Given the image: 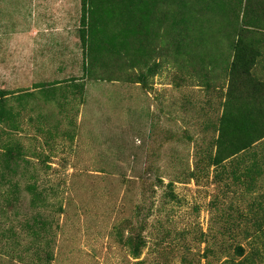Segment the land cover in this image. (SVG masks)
<instances>
[{
  "label": "rangeland",
  "instance_id": "obj_1",
  "mask_svg": "<svg viewBox=\"0 0 264 264\" xmlns=\"http://www.w3.org/2000/svg\"><path fill=\"white\" fill-rule=\"evenodd\" d=\"M0 1V264H264V136L215 162L239 27L264 82V12Z\"/></svg>",
  "mask_w": 264,
  "mask_h": 264
},
{
  "label": "trees",
  "instance_id": "obj_2",
  "mask_svg": "<svg viewBox=\"0 0 264 264\" xmlns=\"http://www.w3.org/2000/svg\"><path fill=\"white\" fill-rule=\"evenodd\" d=\"M188 3L189 5L186 7L188 10L187 20L194 25L196 24V20L193 19L195 12L191 8L197 7V11L209 12L208 7H211L209 13H215L213 6L216 9L222 6V9L227 7L224 0H189ZM226 4H232L231 9L234 21H230L231 24L239 20L241 13L245 18L244 24H247L250 20L253 23L252 25H257L259 24L258 17L261 16L259 12H264V0H246L243 6L242 0H229ZM197 17H202V15ZM212 20L213 18L208 19V28L211 29ZM238 23L239 21L235 25L239 27ZM173 25L177 26L178 23ZM234 28L235 26L233 30ZM204 29L207 30V28ZM204 29L199 27L197 30L201 39L208 37V32H205ZM238 30L241 31L238 33L239 37L231 45L234 53L230 65L231 75L228 98L224 105V113L219 121L216 163H219L228 154L237 152L264 136V82L253 80L249 73L250 66L259 58V49L250 40L249 35H245L248 32H252V30H244L243 27H239ZM241 79L246 88L244 92L238 87V81ZM227 138L230 139L228 141L229 144L226 143ZM238 250L242 249L238 247ZM46 259L48 260V257Z\"/></svg>",
  "mask_w": 264,
  "mask_h": 264
},
{
  "label": "crops",
  "instance_id": "obj_3",
  "mask_svg": "<svg viewBox=\"0 0 264 264\" xmlns=\"http://www.w3.org/2000/svg\"><path fill=\"white\" fill-rule=\"evenodd\" d=\"M0 2H1V1H0ZM23 2H25V0H23ZM20 13L22 14V11H21ZM20 13H19V16L21 15ZM1 14H2V13H1ZM0 19H1V17H0ZM1 21H2V20H0V22H1Z\"/></svg>",
  "mask_w": 264,
  "mask_h": 264
}]
</instances>
